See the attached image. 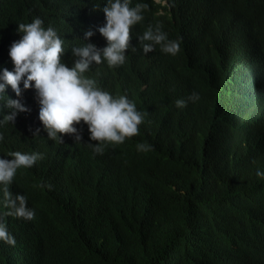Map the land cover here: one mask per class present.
Returning <instances> with one entry per match:
<instances>
[{"label": "trees", "instance_id": "16d2710c", "mask_svg": "<svg viewBox=\"0 0 264 264\" xmlns=\"http://www.w3.org/2000/svg\"><path fill=\"white\" fill-rule=\"evenodd\" d=\"M163 1L131 0L146 8L124 64L93 63L85 73L142 113L138 134L122 144L94 153L83 121L52 140L34 89L6 88L27 111L0 125V157L42 158L9 185L34 215L3 217L15 244L0 241V264H264V177L256 175L264 171V0ZM103 3L0 0V69H12L17 24L35 17L57 30L69 66L73 46L104 47ZM157 24L178 40L174 56L143 50L140 35ZM193 91L199 100L175 105ZM6 96L0 120L13 111ZM141 142L151 150L138 151Z\"/></svg>", "mask_w": 264, "mask_h": 264}, {"label": "clouds", "instance_id": "9594fccd", "mask_svg": "<svg viewBox=\"0 0 264 264\" xmlns=\"http://www.w3.org/2000/svg\"><path fill=\"white\" fill-rule=\"evenodd\" d=\"M130 3L131 0H104L100 7L104 13V23L96 30L105 38L106 45L99 49L90 42L73 46L71 50L76 59L71 66L62 60L64 41L54 27H45L40 17L28 23H18L16 32L20 34L19 39L12 41L8 48L12 69H0V99L6 96L8 86L19 96L22 82L23 89L35 91L39 104L38 119L48 138L61 142L62 134L76 132L74 124L83 121L87 125L89 139L96 141L95 144H87L94 153H102L107 144H122L137 135L143 116L135 103L126 95L117 96L103 90L94 79L85 76L93 63L99 65L104 62L110 68L124 64L130 28L142 21L146 8L142 2L133 6ZM84 35L90 37L92 32L86 31ZM140 40L145 52L154 46L173 56L179 51L178 40L169 39L159 24L148 25ZM199 98V93L193 91L186 98H177L175 105L183 108L188 102H195ZM4 102L13 111L0 120V125L12 121L16 111H27L17 99L7 97ZM0 140H3L2 135ZM76 141H80L78 135ZM151 147L144 142L136 145L137 150L143 152L151 150ZM7 157L10 159L0 157V206L6 210L0 213V241L14 245L15 238L3 217L10 215L30 220L34 213L27 206L25 196L10 192L9 185L18 169L31 168L42 158V154L16 150ZM256 175L264 177V171L258 168Z\"/></svg>", "mask_w": 264, "mask_h": 264}, {"label": "bare ground", "instance_id": "6f19581e", "mask_svg": "<svg viewBox=\"0 0 264 264\" xmlns=\"http://www.w3.org/2000/svg\"><path fill=\"white\" fill-rule=\"evenodd\" d=\"M3 144V143H2ZM5 144H6V142H5ZM8 144V143H7ZM11 145V144H10ZM7 146V145H6ZM11 148H12V146H11Z\"/></svg>", "mask_w": 264, "mask_h": 264}]
</instances>
